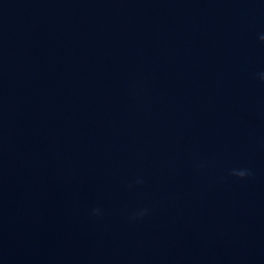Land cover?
I'll return each mask as SVG.
<instances>
[{"label": "water", "instance_id": "obj_1", "mask_svg": "<svg viewBox=\"0 0 264 264\" xmlns=\"http://www.w3.org/2000/svg\"><path fill=\"white\" fill-rule=\"evenodd\" d=\"M260 35L264 0H0V264H264Z\"/></svg>", "mask_w": 264, "mask_h": 264}, {"label": "clouds", "instance_id": "obj_2", "mask_svg": "<svg viewBox=\"0 0 264 264\" xmlns=\"http://www.w3.org/2000/svg\"><path fill=\"white\" fill-rule=\"evenodd\" d=\"M258 39L261 41V42H264V35H260L258 37ZM260 79L262 82H264V73H261L260 74ZM231 175L233 176H236L238 178H244L246 175H250V173L247 171V170H235L233 169L230 173ZM99 210H94V213L93 214H97Z\"/></svg>", "mask_w": 264, "mask_h": 264}]
</instances>
